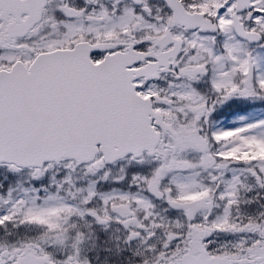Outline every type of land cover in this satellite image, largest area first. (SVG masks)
Returning a JSON list of instances; mask_svg holds the SVG:
<instances>
[{
    "label": "snow or ice",
    "instance_id": "1",
    "mask_svg": "<svg viewBox=\"0 0 264 264\" xmlns=\"http://www.w3.org/2000/svg\"><path fill=\"white\" fill-rule=\"evenodd\" d=\"M0 264H264V0H0Z\"/></svg>",
    "mask_w": 264,
    "mask_h": 264
}]
</instances>
